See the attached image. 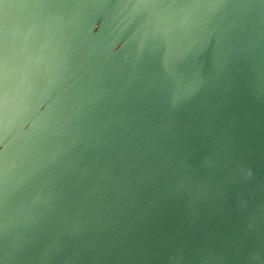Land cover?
Masks as SVG:
<instances>
[{
    "label": "water",
    "instance_id": "obj_1",
    "mask_svg": "<svg viewBox=\"0 0 264 264\" xmlns=\"http://www.w3.org/2000/svg\"><path fill=\"white\" fill-rule=\"evenodd\" d=\"M0 264H264V0H0Z\"/></svg>",
    "mask_w": 264,
    "mask_h": 264
},
{
    "label": "bare ground",
    "instance_id": "obj_2",
    "mask_svg": "<svg viewBox=\"0 0 264 264\" xmlns=\"http://www.w3.org/2000/svg\"><path fill=\"white\" fill-rule=\"evenodd\" d=\"M205 110V109H204ZM203 110V111H204ZM174 256H176V250L170 255V257H169V260L171 261L172 260V258H174ZM167 262V261H166ZM165 262V263H166Z\"/></svg>",
    "mask_w": 264,
    "mask_h": 264
}]
</instances>
